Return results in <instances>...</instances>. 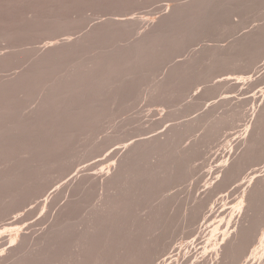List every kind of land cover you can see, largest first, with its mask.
I'll use <instances>...</instances> for the list:
<instances>
[{
	"label": "rangeland",
	"instance_id": "obj_1",
	"mask_svg": "<svg viewBox=\"0 0 264 264\" xmlns=\"http://www.w3.org/2000/svg\"><path fill=\"white\" fill-rule=\"evenodd\" d=\"M0 62V264H264V0H0Z\"/></svg>",
	"mask_w": 264,
	"mask_h": 264
},
{
	"label": "bare ground",
	"instance_id": "obj_2",
	"mask_svg": "<svg viewBox=\"0 0 264 264\" xmlns=\"http://www.w3.org/2000/svg\"><path fill=\"white\" fill-rule=\"evenodd\" d=\"M58 25H59V24H58ZM60 26H61V25H60ZM55 28H56V27H55ZM57 28H58V27H57ZM57 28H56V29H57ZM98 28L100 29V27H98ZM58 29H60V28H58ZM58 29H57V30H58ZM93 29H94V28H93ZM99 29H95V30H99ZM91 30H92V29H91ZM104 30H105V29H104ZM104 30H103V31H104ZM89 31H90V30H89ZM99 31H100V30H99ZM101 31H102V30H101ZM103 31H102V32H103ZM94 32H95V31H94ZM106 32L108 33L107 30H106ZM106 32H105L104 34H106ZM17 34H19V33H17ZM20 34H21V32H20ZM98 34H100V33L98 32ZM108 34H109V33H108ZM87 35H88V32H86L85 37H86ZM95 35L97 36L96 33H95L94 35H92V36H95ZM100 35H101V34H100ZM88 36H91V34H89ZM102 37H103V36H99L98 38H102ZM106 37H107V35H106ZM98 38H96V39L98 40ZM104 38H105V36H104ZM102 39H103V38H102ZM99 41H100V40H99ZM155 41H156V40H155ZM155 41H154V42H155ZM101 43H102V42H100V44H101ZM19 44H20V43H19ZM25 44H26V43H25ZM25 44H24V45H25ZM146 44H147V43H146ZM101 45H102V44H101ZM101 45H100V46H101ZM138 45H140V44H138ZM143 45H144V44H143ZM143 45L141 46V49H142ZM16 46H17V45H16ZM22 46H23V44H22ZM102 46H103V45H102ZM148 46L151 47L152 44H151V45H148ZM11 47H12V46H11ZM13 47H14V46H13ZM13 47H12V49H13ZM23 47H24V46H23ZM23 47H22V48H23ZM103 47H104V46H103ZM138 47H139V46H137V48H138ZM144 47H145V48H144ZM144 47H143V49H146V52H147L148 50H150V49L147 50L146 46H144ZM14 48H15V47H14ZM17 48H18V46H17ZM7 49H8V48H7ZM10 49H11V48H10ZM61 49H62V48H61ZM152 49H153V48H151V50H152ZM23 50H24V49H23ZM66 50H67V49H66ZM137 50L140 51V53L142 52L141 50H139V48H138ZM151 50H150V51H151ZM153 50H154V49H153ZM25 51H26V50H25ZM28 51H29V50H28ZM58 51H61V50H58ZM62 51H63V50H62ZM62 51H61V52H62ZM135 51H136V50H135ZM138 51H137V52H138ZM144 51H145V50H143V52H144ZM14 52H15V51H14ZM18 52H20V51H18ZM70 52H71V51H70ZM137 52H136V53H137ZM9 53H11V52H9ZM12 53H13V52H12ZM16 53H17V52H16ZM45 53H46V52H45ZM47 53H48V52H47ZM65 53H67V51H66ZM65 53H64V54H65ZM68 53H69V52H68ZM102 53H103V52H102ZM136 53H135V54H136ZM144 53H145V52H144ZM144 53H142V54H144ZM153 53H154V52H153ZM21 54H22V53H21ZM21 54H20V56H21ZM27 54H28V53H27ZM99 54H101V53H99ZM99 54H97V55H98V56H101V57L103 58V56H102V55H99ZM106 54L108 55L107 51H106ZM146 54H147V53H146ZM146 54H145L144 56H146ZM150 54H151V53L149 52L148 55L150 56ZM5 55H6V54H5ZM24 55H25V53H24ZM29 55H30V54H29ZM46 55L51 56V53L45 54V57H47L46 60H49L48 56H46ZM59 55H62V53L59 54ZM66 55H68V54H66ZM66 55H63V56H62V59H63V57L65 58ZM97 55H95V56L98 57ZM107 55H106V56H107ZM109 55H110V54H109ZM109 55H108V56H109ZM137 55H139V53H138ZM148 55H147V56H148ZM7 56H9V55L7 54ZM7 56H6V57H7ZM13 56H14V57H17V56H15V55H12V57H13ZM18 56H19V54H18ZM42 56L44 57V55H42ZM69 56H70V55H69ZM95 56H94V57H95ZM106 56H105V57H106ZM110 56H111V55H110ZM117 56H118V55H116V57H117ZM119 56H122V55H119ZM139 56H140V55H139ZM141 56H142V55H141ZM9 57H10V56H9ZM21 57H22V56H21ZM25 57H26V56H25ZM29 57H30V56H29ZM58 57H59V56H58ZM67 57H68V56H67ZM105 57H104V58H105ZM116 57H115V58H116ZM123 57H125V56L123 55ZM150 57H151V56H150ZM26 58H28V57H26ZM41 58H42V57H41ZM41 58H40V59H41ZM59 58H60V57H59ZM68 58H69V57H68ZM68 58H67V59H68ZM104 58H103V59H104ZM106 58H107V57H106ZM106 58H105V59H106ZM112 58H114V57H113V54H112ZM112 58H111V59H112ZM135 58H138V56L135 57ZM144 58H145V57H144ZM148 58H149V57H148ZM1 59H3V58H1ZM14 59H16V58H14ZM14 59H13V60H14ZM21 59L23 60L24 58H21ZM29 59L32 60L31 58H29ZM35 59H36V58H35ZM37 59H38V58H37ZM43 59H45V58H43ZM43 59H42V60H43ZM92 59H93V58H92ZM123 59H124V58H123ZM145 59H147V58H145ZM5 60H7V61L9 60V61H10L11 59H9V58L7 57V59H5ZM5 60H3V61H5ZM24 60H25V59H24ZM26 60H28V59H26ZM60 60H61V59H60ZM63 60H64V59H63ZM97 60H98V58H97ZM112 60H113V59H112ZM118 60H119V59H118ZM120 60L122 61V58H120ZM132 60H133V59H132ZM9 61H8V62H9ZM11 61H12V60H11ZM15 61H16V60H15ZM20 61H21V60H20ZM34 61H37L38 63L40 62L39 60H34ZM49 61H50V60H49ZM67 61H68V60H67ZM70 61H71V60H70ZM72 61H73V60H72ZM72 61H71V62H72ZM94 61H95V60H94ZM94 61H93V62H94ZM98 61H99V60H98ZM123 61H125V59H124ZM127 61H129V59H126L125 62L128 63ZM27 62H28V61H27ZM29 62H30V61H29ZM37 62H34L32 65H31V63H32V62H31V63H30L31 67L34 66V64L37 63ZM43 62H44V63H46V62L48 63V61L45 62V60H44ZM50 62H51V61H50ZM50 62H49V63H50ZM60 62H62V61H60ZM64 62H65V61H64ZM64 62H63V65H64V64H67L69 61H68V62H65V63H64ZM75 62H76V61H75ZM77 62H78V61H77ZM77 62L75 63L76 65H78L80 61H79L78 63H77ZM100 62H101V60H100ZM112 62H114V61H112ZM125 62H124V63H125ZM131 62H132V61H130L129 63H131ZM0 63H1V62H0ZM3 63H5V62H3ZM6 63H7V62H6ZM9 63H11V62H9ZM9 63L6 64V65H9ZM23 63H24V62H23ZM44 63H42V61H41V63H39L40 66H39V64L35 65V66H38V67H37L38 69H37V70H36V69L34 70V71H35V74H33V75L31 74L32 71H33V69H32L31 72L29 71V72H28V73H30V74H29V75H30L29 77H31V75H32V79H34L33 77H35V75H36L38 78L40 77V80H41V77L43 76V73H44V76H49V75H51V74H50V73H51L50 71H52V70H50L51 68H50V67H47L48 70H47V72H46V69H47V68H46V67H45L46 69L44 68L45 65L42 66ZM58 63H59V61H58ZM69 63H70V62H69ZM82 63H83V62H82ZM91 63H92V60H91ZM96 63H97L96 66H98V65L100 66V64L103 63V60H102V62L99 63V64H98V62H96ZM96 63L94 62V64H96ZM106 63H107V62H106ZM114 63H116V61H115ZM117 63H119V61H118ZM124 63H123V64H124ZM13 64H14V63H13ZM26 64H27V63L25 62V65H26ZM41 64H42V65H41ZM50 64H51V63H50ZM61 64H62V63H59V66H60ZM70 64H71V63H70ZM70 64H69V65H70ZM121 64H122V63H121ZM121 64H119V65L121 66ZM1 65L4 66V64H1ZM6 65H5V66H6ZM15 65H16V64H15ZM19 65H20V64H19ZM21 65H23V64H21ZM48 65H49V64H48ZM76 65H73V64H72V66H76ZM89 65H90V64H89ZM91 65H93V64H91ZM91 65H90V66H91ZM105 65H106V64H105ZM105 65H104V66H105ZM10 66H11V65H10ZM13 66H14V65H13ZM17 66H18V65H17ZM49 66H50V65H49ZM57 66H58V65H57ZM65 66H66V65H65ZM67 66H68V65H67ZM67 66H66V67H67ZM72 66H71V69H72ZM78 66H79V65H78ZM83 66H84V63H83ZM83 66H82V67H83ZM90 66H88V67H90ZM96 66H94V68H95ZM104 66H103V68H104ZM117 66H118V65H117ZM120 66H119V68H120ZM124 66H125V64H124ZM1 67H2V66H1ZM1 67H0V69L3 70V68H1ZM11 67H12V66H11ZM18 67H19V66H18ZM24 67H25V66H24ZM24 67H22V68H24ZM39 67H41V68H39ZM66 67H65V69H66ZM76 67H77V66H76ZM88 67L86 66L87 69H88ZM91 67H92V66H91ZM101 67H102V66H101ZM101 67H97V69H98V68H101ZM111 67H112V66H111ZM121 67H123V66H121ZM9 68H10V67H9ZM26 68H27V67H26ZM29 68H30V67H29ZM49 68H50V69H49ZM60 68H62V69H61V70H62L61 72L63 73V70H65V69H63L62 66H60ZM67 68H68V67H67ZM74 68H75V67H74ZM74 68H73V70H75ZM116 68H118V67H116ZM116 68H114V69H116ZM124 68H125V67H124ZM13 69H15V68H13ZM77 69H79V68H77ZM82 69H83V68H82ZM89 69H90V68H89ZM91 69H93V68H91ZM91 69H90V70H91ZM97 69L95 68V70H97ZM114 69H113V70H114ZM4 70H6V69H4ZM11 70H12V68H11ZM27 70H28V68H27ZM30 70H31V69H30ZM38 70H39V71H38ZM49 70H50V71H49ZM58 70H59V69H58ZM69 70H70V68H69ZM93 70H94V69H93ZM99 70H100V69H99ZM113 70H111V71H113ZM0 71H1V70H0ZM6 71H7V70H6ZM8 71H10V70H8ZM34 71H33V72H34ZM36 71H37V72H36ZM48 71H49L50 73H49ZM56 71H57V70H56ZM56 71L54 72V74H56ZM82 71L84 72V69H83ZM87 71H88V70H87ZM91 71H92V70H91ZM97 71H98V70H97ZM100 71H101V70H100ZM118 71H120V69H119ZM2 72H5V71H2ZM2 72H1V73H2ZM12 72H14V71H12ZM25 72H27V71L25 70ZM45 72H46L47 74H48V73H49V74H48V75H45V74H46ZM65 72H66V71H65ZM65 72H64V74H66ZM70 72H71V71H70ZM76 72H77V70H76ZM85 72H86V69H85ZM92 72H93V71H92ZM94 72H95V71H94ZM94 72H93V73H94ZM101 72H102V71H101ZM101 72H99V74H101ZM115 72H117V71L115 70ZM22 73H23V72H22ZM52 73H53V72H52ZM68 73H69V72L67 71V75H69ZM97 73H98V72L95 73V76H96ZM11 74H12V73H11ZM54 74H52V75L54 76ZM72 74H73V77H71L72 75H70V76H67V75H66V77H68L69 80H70V78H71V82H70L66 77H63V75H62L63 79H64V78H65V80L67 79V80L69 81V83H68L67 80H66L67 83H63V82H61V84L63 83V84H62V87H64L63 89H65L66 87H68V89L71 88L70 90H67V89H66L67 91L65 90V92H64V91H62L63 89L60 88L61 85L59 86V88L57 87V86L60 84V83H59V84L57 85V83H58L59 81H61V80H57L58 82L55 84V86H56L57 88H56V87H53V86H54V81H55V80H54V79H51V81H53V82H52V83H53V85H52V88H53V89H51V88H49V87H48V88H49V90H50V89L53 90V91H52L53 94L51 93L52 96L49 94V93L51 92V90H50V92H48V94H49L50 96L47 95L46 93H44V94H45L44 96H45V97H46V96H47V97L49 96L48 100L51 102V101L53 100V97H55L56 95H57V97H55V98H56V100H57L59 94H63V93H64V94H63V97H65L64 100H65V99L67 100V98H68L67 96H70L71 94H72V95H73V94H76L75 92L78 93V91H80V89L78 90L77 88H76L77 91L75 90V92H70V91L73 90L74 86H78V85H79V84H76V83L78 82L77 80H78V78H79V77H78V78L76 79V77H77L76 75H77V74H78V75H79V74H82V72H80V73L78 72V73L75 75L76 77L74 76L73 71H72ZM83 74H84V73H83ZM114 74H115V73H114ZM18 75H19V74H18ZM26 75H27V73H26ZM26 75H24V76H26ZM52 75L49 76V77H52ZM59 75H60V74H59ZM59 75H58V76H59ZM85 75H88V74L86 73ZM2 76H3V75H2ZM2 76L0 77V79L2 78ZM11 76H12V75H11ZM19 76H20V75H19ZM44 76H43V77H44ZM103 76H104V75H103ZM110 76H111V75H110ZM9 77H10V75H9ZM21 77H22V76H21ZM29 77H28V78H29ZM43 77H42V78H43ZM49 77H48V78H49ZM56 77H57V76H56ZM69 77H70V78H69ZM83 77H85V76H83ZM99 77H100V76H99ZM4 78H5V76H4ZM6 78H7V76H6ZM48 78H47V80H48ZM58 78H59V77H58ZM58 78H57V79H58ZM60 78H61V77H60ZM72 78H75V79H73L74 81L72 80ZM87 78H89V77H87ZM87 78L85 79V81H87ZM96 78H98V76L94 77L95 82L97 83ZM18 79H19V78H18ZM20 79H21V78H20ZM43 79H44V80H43ZM43 79H42V80L44 81L43 83H45L46 78L44 77ZM61 79H62V78H61ZM79 79H80V78H79ZM92 79H93V77L91 78L90 83H92ZM101 79H102V78H101ZM22 80H23V79H22ZM26 80H27V78H26ZM26 80H24L23 82H25ZM40 80H39V81H40ZM49 80H50V79H49ZM49 80H48V81H49ZM89 80H90V79H89ZM97 80H98V79H97ZM99 80H100V78H99ZM99 80H98V81H99ZM161 80H162V79H161ZM0 81H2V80H0ZM9 81H10V80H9ZM9 81H5V82H9ZM11 81H12V80H11ZM13 81H14V80H13ZM20 81H21V80H20ZM29 81H30V79H29ZM79 81H81V79H80ZM100 81H101V80H100ZM162 81H164V79H163ZM2 82H4V81H2ZM5 82H4V86L6 85ZM14 82H16V79H15ZM27 82H28V80H27ZM36 82H37V81H36ZM40 82H41V81H40ZM40 82H39V83H40ZM55 82H56V81H55ZM95 82H94L93 84H96ZM10 83H11V82H9V85H10ZM12 83H13V82H12ZM18 83H19V82H18ZM31 83H32V81H31ZM31 83L29 82V84H31ZM39 83H38V84H39ZM49 83L51 84L50 81H49ZM79 83H80V82H79ZM88 83H89V81H88ZM88 83H85V84L88 85ZM1 84H2V83H1ZM21 84H22V83H21ZM32 84H33V83H32ZM41 84H42V83H41ZM46 84H47V81H46ZM64 84H65V86H63ZM66 84H67V85H66ZM93 84H92V85H93ZM7 85H8V83H7ZM9 85H8V86H9ZM19 85H20V83H19ZM19 85H18V86H19ZM43 85H45V84H43ZM48 85H49V84H48ZM81 85L84 86V84H81ZM81 85H80V86H81ZM87 85H85V86H87ZM99 85H100V84H99ZM102 85H103V84H102ZM8 86H7V87H8ZM11 86H13V85H11ZM15 86H16V85H15ZM22 86H23V85H22ZM34 86L36 87V85H34ZM38 86H39V85H38ZM38 86H37V87H38ZM40 86H42V85H40ZM40 86H39V87H40ZM46 86H47V85H46ZM50 86H51V85H50ZM80 86H79L78 88H80ZM82 86H81V87H82ZM88 86H89V85H88ZM93 87L96 88V89L94 88L95 90H99V87H100V86L98 87V89H97L96 85L93 86ZM0 88H1V86H0ZM3 88H4V87H3ZM10 88H11V87H10ZM10 88H8V89H10ZM14 88H15V87H14ZM17 88H18V87H17ZM21 88H22V87H21ZM27 88H28V87H27ZM40 88H45V87H40ZM83 88H84V87H83ZM86 88H87V91H88V90H89V91L91 90L90 87H89V88L86 87ZM11 89H12V88H11ZM54 89H56V90H54ZM81 89H82V88H81ZM101 89H102V86H101L100 90H101ZM5 90H6V89H5ZM14 90H15V89H13V91H14ZM17 90H18V89H17ZM40 90H41V89H40ZM42 90H44V89H42ZM42 90H41V91H42ZM46 90H48V89H46ZM46 90H45V91H46ZM7 91H8V90H7ZM7 91H6V93L8 94ZM9 91H10V90H9ZM11 91H12V90H11ZM13 91H12V93H13ZM68 91H69V92H68ZM85 91H86V90H84V93H85ZM87 91H86V94H87ZM89 91H88V94L90 95ZM62 92H63V93H62ZM66 92H68V93H67L68 95L66 94ZM97 92H100V91H97ZM97 92H95V93H97ZM101 92H102V91H101ZM14 93H15V91H14ZM70 93H71V94H70ZM81 93H82V90L79 92V94H78L77 96H79ZM0 94H1V92H0ZM54 94H55V95H54ZM88 94H87V95H88ZM98 94H99V93H98ZM9 95H10V93H9ZM9 95H8V96H9ZM11 95H12V94H11ZM72 95L70 96L71 98H72ZM82 95H83V94H82ZM94 95H95V94H94ZM118 95H119V94L117 93V96H118ZM1 96L3 97L4 94H1ZM6 96H7V95H6ZM42 96H43V95H42ZM45 97H43L45 103L42 102V103H43L42 105H41V103H39L40 106H42V107H41V110H40L41 112L39 111V109L36 110V114L34 113V114H35L34 117L39 116L41 113L44 115V113H46V112H47L46 114H50L49 112L52 111V109H50V107L53 106V105H51V103H49V101H48V103H47V102H46V101H47V97H46V99H45ZM51 97H52V100L50 99ZM60 97H61V95H60ZM63 97H61V98H63ZM74 97H75V96H74ZM74 97H73V99H74ZM79 97H80V99H81V96H79ZM82 97H83V96H82ZM43 98H41V99L43 100ZM55 98H54V102H55V103H53V101H52V104H55L56 106H55V108H54V107H51V108L56 109V107H57V105H58V104H56V103H58V102H60V103L63 102V106L65 105L63 99L60 98L59 101L56 102V101H55ZM8 99H9V98H8ZM10 99H11V98H10ZM12 99H13V98H12ZM68 99H70V98H68ZM3 100H4V98H3ZM66 100H65V103H66ZM4 101H8V100L6 99V100H4ZM70 101H71V99L68 100L67 102H70ZM72 101H73V100H72ZM11 102H12V101H10V105L13 104V103L11 104ZM13 102H14V100H13ZM40 102H41V101H40ZM7 103H8V105H9V102H7ZM14 103H15V102H14ZM46 103H47V104H50V106H49V105H46ZM60 103H59V104H60ZM0 104H1V103H0ZM2 104H3V103H2ZM2 104H1V105H2ZM4 104H5V102H4ZM61 104H62V103H61ZM66 104H67V103H66ZM69 104H70V103H69ZM72 104H73V103H72ZM70 105H71V104H70ZM70 105H69V107H66V106H68V105H66L65 107L68 108V109L70 110V108H71ZM12 106H15V105H12ZM47 106H48V107H47ZM59 106H62V105H59ZM63 106H62V107H63ZM0 107H2V106H0ZM38 107H39V106H38ZM9 108H10V107H9ZM9 108H8V109H9ZM46 108L48 109L47 111H46ZM59 108H60V107H59ZM59 108H57V109L55 110V111H56V114L58 113L57 111H59V110H58ZM66 108H65V109H66ZM1 109H5L4 106H3ZM6 109H7V106H6ZM8 109L5 110L4 114H6V111H7V113H10V112H8ZM13 109H14V108H13ZM68 109H67V110H68ZM9 110H10V109H9ZM34 110H35V109H34ZM60 110H61V108H60ZM10 111H12V110H10ZM14 111H15V109H14ZM38 111H39V115L37 114ZM48 111H49V112H48ZM53 111H54V110H53ZM53 111H52V112H53ZM63 111H65L64 108H63ZM0 112H2V113H1V115H2V114H3V110L0 111ZM12 113H13V112H12ZM31 113H33V111H32ZM60 113H61V114H65L64 112H62V110H61ZM66 113H68V111H67ZM13 114H15V113H13ZM52 114H53V113H52ZM52 114H51V115H52ZM56 114L54 113L55 116H56ZM61 114H60V115H61ZM6 115H7V114H6ZM11 115H12V114H10V117H11ZM51 115H50V116H51ZM54 115H53V117H54ZM57 115H58V114H57ZM8 116H9V115H8ZM31 116H32V115H31ZM41 116H42V115H41ZM58 116H59V115H58ZM1 117H2V116H1ZM1 117H0V121L4 120V119L1 118ZM3 117H4V115H3ZM43 117H44V116H43ZM48 117H49V115H48ZM53 117H52V118H53ZM77 117H78V116H77ZM4 118H6V117H4ZM14 118H16V117L14 116L13 119H14ZM40 118H42V117H40ZM45 118H46V117H44V120H45ZM81 118H82V117H81ZM1 119H2V120H1ZM9 119H10V118H9ZM9 119H8V120H9ZM11 119H12V117H11ZM16 119H17V118H16ZM31 119H32V118H31ZM37 119H38V118H37ZM47 119H48V118H47ZM47 119H46V120H47ZM82 119H84V116H83ZM82 119H79V120L83 121ZM87 119H88V116H87ZM27 120H29V119H27ZM35 120H36V118H35ZM51 120H53V119H51ZM54 120H55V119H54ZM75 120H76V118H75ZM75 120H74V121H75ZM13 121H14V122H13ZM13 121H12V122L15 123V121H17V120H13ZM30 121H32V120H30ZM42 121H43V120H42ZM47 121H48V120H47ZM49 121H50V120H49ZM70 121H71V120H70ZM86 121H87V120H86ZM8 122L10 123L11 120H9ZM8 122H7V123H8ZM25 122H26V121H25ZM36 122H37V121H36ZM43 122H44V121H43ZM43 122H42V123H43ZM53 122H54V121H53ZM78 122H79V121H78ZM83 122H84V121H83ZM2 123H4V121H3ZM9 123H8V125H7L6 122H5L6 127L9 126ZM18 123H19V120H18ZM20 123H21V122H20ZM20 123L17 125L19 129H20V127L22 126ZM46 123H47V122L45 121V123H43V125L46 124ZM51 123H52V121L50 122V125H51ZM69 123H70V122H69ZM69 123H67V124H69ZM73 123H74V122H73ZM76 123H77V122H76ZM79 123H80V122H79ZM81 123H82V122H81ZM86 123H87V122H86ZM86 123H85V124H86ZM88 123H89V120H88ZM88 123H87V124H88ZM16 124H17V123H15V126L13 125L15 128L10 124V125H11L10 127H13V128H14V129L12 128V130H15V129H16ZM25 124L28 125V127L30 128L29 124H27V123H25ZM32 124H33V122H32ZM40 124H41V123L36 124V125L39 126ZM47 124H49V122H48ZM65 124H66V123H65ZM65 124H64V125H65ZM67 124H66V125H67ZM74 124H75V123H74ZM83 124H84V123H83ZM83 124H82V125H83ZM0 125H1V123H0ZM33 125H35V124H33ZM43 125L41 124V126H43ZM52 125H55V126H56V124H54V123H53ZM72 125H73V124H72ZM78 125H80V124H77V126H78ZM82 125H81V126H82ZM19 126H20V127H19ZM45 126H46V125H45ZM70 126H71V125H70ZM73 126H75V125H73ZM84 126H86V125H84ZM23 127H24V125H23ZM25 127H26V126H25ZM32 127H33V126H31V128H32ZM39 127H40V126H39ZM49 127H51V126H49ZM65 127H66V126H65ZM68 127H69V126H68ZM68 127H67V128H68ZM71 127H72V126H71ZM0 128H1V127H0ZM7 128H9V127H7ZM18 128H17L16 130H18ZM21 128H22V127H21ZM35 128H36V126H35ZM35 128H34V129H35ZM40 128H41V127H40ZM47 128H48V127H47ZM52 128H54V127H52ZM2 129H3V128H2ZM2 129H0V131H1L0 135L2 134V131H3V132L5 131V130H2ZM9 129H11V128H9ZM32 130H33V129H32ZM32 130H31V131H32ZM37 130H38V129H37ZM40 130H41V129H40ZM6 131H7V130H6ZM8 131H9V130H8ZM10 131H11V130H10ZM10 131H9V132H10ZM22 131H24V130L22 129ZM22 131H21V133H22ZM35 131H36V129H35ZM38 131H39V130H38ZM12 132H13V131H12ZM24 132H25V131H24ZM28 132H29V131H28ZM48 132H50V131H47V133H48ZM21 133H16V134H21ZM50 133H51V132H50ZM3 134H4V133H3ZM7 134H9V133H7ZM14 134H15V132H14ZM22 134H23V133H22ZM24 134H25V133H24ZM26 134H27V131H26ZM29 134H30V133H29ZM48 134H49V133H48ZM10 135H11V133H10ZM12 135H13V134H12ZM12 135H11V136H12ZM45 135H46V134H45ZM6 136H7V135H6ZM8 136H9V135H8ZM11 136H10V137H11ZM58 136H59V135H57V137H58ZM12 137H13V136H12ZM38 137H39V136H38ZM44 137H45V136H44ZM57 137H56V138H57ZM54 138H55V137H54ZM54 138H53V139H54ZM31 139H32V138H31ZM42 139H43V136H42ZM34 140L36 141V140H38V139L35 138ZM43 140H44V139H43ZM46 140H47V138H46ZM21 141H22V139H21ZM41 141H42V140H41ZM41 141H40V139H39L38 142L40 143ZM49 141H50V140H49ZM49 141H48V142H49ZM56 141H58V139H57ZM31 142H32V141H31ZM43 142H44V141H43ZM43 142H41V144H43ZM54 142H55V141H54ZM28 143H30V142H28ZM34 143H35V142H34ZM50 143H51V142H50ZM57 143H59V142H57ZM57 143H56V144H57ZM6 144H7V143H6ZM12 144H13V142H12ZM16 144H17V143H16ZM30 144H32V143H30ZM30 144H28V145H30ZM37 144H38V143L36 142L35 145H37ZM48 144H49V143H47L46 145H48ZM14 145H15V144H14ZM21 145H22V143H21ZM23 145L25 146V144H23ZM26 145H27V144H26ZM35 145H33V146H35ZM38 145H39V144H38ZM38 145H37V146H38ZM49 145L52 146V143L49 144ZM49 145H48V148H49ZM8 146H9V145H8ZM33 146H31V147H33ZM40 146L42 147V145H40ZM43 146H45V145H43ZM26 147H27V146H26ZM28 147H29V146H28ZM38 147H39V146H38ZM38 147H37V148H38ZM52 147L55 148V146H52ZM52 147H51V149H52ZM59 147H60V146H59ZM59 147H57V148L59 149ZM61 147H62V146H61ZM10 148H11V147H9V149H10ZM35 148H36V147H34V148H32V149L35 150ZM43 148H44V147H43ZM43 148H42V149H43ZM57 148H56V149H57ZM7 149H8V147H7ZM12 149H14V148H12ZM20 149H21V148H20ZM22 149H24V148L22 147ZM28 149H30V148H28ZM42 149L40 148L39 150H42ZM51 149L49 148V152L51 151ZM1 150H3V149H1ZM1 150H0V151H1ZM16 150H17V149H16ZM18 150H19V149H18ZM45 150H46V149H45ZM45 150H44V151H45ZM47 150H48V149H47ZM7 151H8V150H7ZM9 151H10V150H9ZM54 151H55V150H54ZM34 152H35V151H34ZM36 152H38V151H36ZM51 152H52V151H51ZM6 153H7V152H6ZM14 153H15V152H14ZM16 153H17V151H16ZM39 153H40V152H39ZM39 153H38V154H39ZM47 153H48V152H47ZM5 155H6V154H5ZM5 155L0 156V158H1V157L3 158ZM10 156H11V155H10ZM10 156H8V157H10ZM2 158H1V160H2ZM5 158H6V157H5ZM84 160L86 161V158H85ZM82 163H83V162H82ZM84 163H85V162H84ZM86 163H88V162H86ZM131 165H132V164H131ZM133 165H134V164H133ZM134 166H135V165H134ZM134 166H132V167L134 168ZM130 167H131V166H130ZM133 168L131 169L132 171H133L134 169L136 170V167H135L134 169H133ZM136 172H137V171H136ZM134 174H136V173L134 172L133 175H134ZM134 177H135V176H134ZM51 201H52V200H51ZM46 202H47V201H46ZM120 202H121V201H120ZM115 203H117V202H115ZM54 204H55V203H54ZM112 204H114V203H112ZM121 204H122V202H121ZM121 204H120V205H121ZM120 205H119V206H120ZM116 206H118V205L116 204ZM116 206H113V208L116 207ZM116 209H118V208H116ZM34 233H35V232H34ZM25 239H27V237H26ZM29 239H30V238H29ZM27 240H28V239H27ZM10 242H11V241H10ZM27 242H28V241H27ZM35 242H36V241H35ZM11 243H12V242H11ZM36 244H37V243H36ZM3 245H4V244H2V246H3ZM33 245H34V244H33ZM0 247H1V246H0ZM16 255H17V254H16ZM17 257H18V256H16V258H17Z\"/></svg>",
	"mask_w": 264,
	"mask_h": 264
}]
</instances>
